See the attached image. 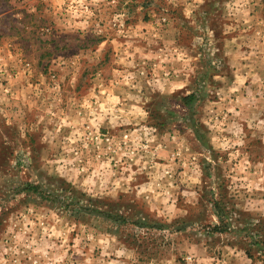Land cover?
Wrapping results in <instances>:
<instances>
[{
    "label": "rangeland",
    "instance_id": "rangeland-1",
    "mask_svg": "<svg viewBox=\"0 0 264 264\" xmlns=\"http://www.w3.org/2000/svg\"><path fill=\"white\" fill-rule=\"evenodd\" d=\"M0 264H264V0H0Z\"/></svg>",
    "mask_w": 264,
    "mask_h": 264
},
{
    "label": "trees",
    "instance_id": "trees-1",
    "mask_svg": "<svg viewBox=\"0 0 264 264\" xmlns=\"http://www.w3.org/2000/svg\"><path fill=\"white\" fill-rule=\"evenodd\" d=\"M181 101L186 106L192 104L193 101H194V94L193 93H189L187 95L182 96L181 97ZM24 189L25 190H35L36 189V186H33V185H25Z\"/></svg>",
    "mask_w": 264,
    "mask_h": 264
}]
</instances>
